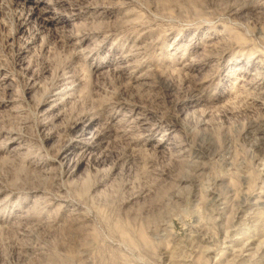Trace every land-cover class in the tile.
<instances>
[{"label": "rangeland", "instance_id": "obj_1", "mask_svg": "<svg viewBox=\"0 0 264 264\" xmlns=\"http://www.w3.org/2000/svg\"><path fill=\"white\" fill-rule=\"evenodd\" d=\"M263 134L264 0H0V264H264Z\"/></svg>", "mask_w": 264, "mask_h": 264}, {"label": "bare ground", "instance_id": "obj_2", "mask_svg": "<svg viewBox=\"0 0 264 264\" xmlns=\"http://www.w3.org/2000/svg\"><path fill=\"white\" fill-rule=\"evenodd\" d=\"M37 2H38V0H36ZM34 6H36V5H34ZM32 9H33V7H32ZM87 132V131H86ZM89 132V131H88ZM87 132V133H88ZM91 132V131H90ZM264 135V134H263ZM85 149V148H84ZM106 158V157H105ZM93 159H95V158H93ZM105 160V159H104ZM104 162V161H103ZM264 194V193H263ZM253 198V197H252ZM259 203H262V202H259ZM252 238V237H251ZM249 239V238H248ZM260 241V240H259ZM249 245H252L251 243H249L247 246H246V248L245 249H247V247L249 246ZM256 249V248H255Z\"/></svg>", "mask_w": 264, "mask_h": 264}]
</instances>
